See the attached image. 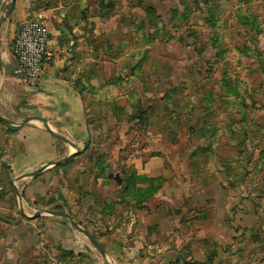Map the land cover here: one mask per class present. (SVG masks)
Returning a JSON list of instances; mask_svg holds the SVG:
<instances>
[{"label": "rangeland", "instance_id": "1", "mask_svg": "<svg viewBox=\"0 0 264 264\" xmlns=\"http://www.w3.org/2000/svg\"><path fill=\"white\" fill-rule=\"evenodd\" d=\"M128 2L135 22L118 18L115 33L95 39L93 52L78 54L66 69L86 107L88 144L34 178L29 197L23 183L1 180L0 194H9L10 212L0 217V232L17 218L38 229L44 217L69 223L48 214L29 219L21 213V200L27 215L43 209L70 213L108 245L115 243L118 227L128 222L125 213L135 208L189 210L191 215L196 204L206 208L195 193L214 177L218 192L222 185V193L254 195L255 224L248 228L235 223L232 244L222 246L219 257L213 252L203 262L189 257L170 264H264V0ZM115 15L126 16L121 9ZM165 163L170 175H180L185 184L169 202L161 198L168 195L163 184L159 189ZM148 175L156 176L149 188L143 184L148 182L141 184ZM130 181H140L130 187L140 196H127ZM137 198H146L150 205L138 206ZM206 209L211 216L214 206ZM106 220L112 223L110 232L105 231ZM201 224L193 218L184 229L196 235ZM43 233L40 247L32 245L36 234L24 233L21 264H113L110 257L109 263L103 260L87 237L85 251L96 253L89 260L73 256L58 242L50 247ZM213 239L207 251L214 249ZM187 248L189 256L192 249Z\"/></svg>", "mask_w": 264, "mask_h": 264}, {"label": "crops", "instance_id": "2", "mask_svg": "<svg viewBox=\"0 0 264 264\" xmlns=\"http://www.w3.org/2000/svg\"><path fill=\"white\" fill-rule=\"evenodd\" d=\"M126 1L121 4L113 0L15 1L13 10L0 29V115L13 122L6 124L0 121V182L2 180L6 184L8 179L18 180L26 185V197H29L33 194L32 186L37 176L19 177L75 151L70 144L55 139L41 121L32 120L21 124L28 117L45 119L56 134L69 139L80 151L86 147L90 139L86 107L80 92L70 83L66 69L78 54L85 52L87 55L89 50L91 52L95 48V39L115 33L118 18L119 21L122 17L129 23L135 22L131 19V3ZM108 2H112L114 6L109 7ZM11 3L12 0H1L0 23ZM120 9L127 17L115 15ZM28 18L45 21L50 32L49 49L54 56L45 66L38 88L27 85L12 54V44L18 29ZM118 25L117 22V27ZM160 174L164 179L162 190L164 189L165 194H170L169 197L164 195L161 198L169 202L180 188L184 189L185 184L180 175H170V167L166 163ZM216 184L218 182L214 179L207 188L195 193L200 196V201L208 204L207 207L214 206L211 216L207 207L201 209L197 204L192 206L198 207L193 211L194 215L189 210L180 213L167 210V213H160L156 209L149 211L146 208L126 212L125 214H129L128 222L122 223L119 229L116 228L118 232L115 243L110 241V245H107L100 240L107 254L106 260H103L109 263L110 257L113 264H170L182 261V255L190 246L192 253L187 258L193 257L203 262L206 253L211 254L207 247H210L213 237L215 244L212 251L218 257L222 255L219 249L232 244L235 223L248 228L255 224L258 203L254 200V195H234L232 191L222 193V185L218 192ZM2 188L0 185V189ZM156 196L161 195L159 193ZM8 201L9 194H0V217L10 212ZM143 205L150 204L147 201ZM193 218L202 223L196 230V235L191 231L187 233L184 229ZM43 220V228L38 229L35 224L30 226L17 218L4 233L0 232V264H21V257L26 252L24 233L28 234L30 231L32 237L37 235L36 241L32 239V245L36 244V247H40V233L45 232L46 234L41 235L45 234L51 240L47 242L49 246L54 241L78 258L83 256L89 260L96 257L91 248L90 252L85 251L89 246L88 239L70 223L47 217ZM103 224L108 227L105 231L110 232L111 221L106 220ZM142 248L147 251L149 249V255L145 251L142 254Z\"/></svg>", "mask_w": 264, "mask_h": 264}, {"label": "built area", "instance_id": "3", "mask_svg": "<svg viewBox=\"0 0 264 264\" xmlns=\"http://www.w3.org/2000/svg\"><path fill=\"white\" fill-rule=\"evenodd\" d=\"M49 45L50 32L43 19L28 18L21 23L12 44V54L17 61L20 74L24 76L30 88H38L45 66L53 60Z\"/></svg>", "mask_w": 264, "mask_h": 264}, {"label": "water", "instance_id": "4", "mask_svg": "<svg viewBox=\"0 0 264 264\" xmlns=\"http://www.w3.org/2000/svg\"><path fill=\"white\" fill-rule=\"evenodd\" d=\"M15 1L16 0H12V3L7 7V12L4 16V18L2 19L1 23H0V29L2 27V24L6 21V19L9 17L11 11L13 10V7H14V4H15ZM0 68H1V60H0ZM32 120H38V121H41L44 126L46 127V129L49 131V133L57 140H60V141H63L65 143H68L70 144L72 147L75 148V151L69 153L67 156L59 159V160H56V161H53L47 165H44L43 167L37 169L36 171L32 172V173H28L27 175H24V176H21L19 177V179L25 177V176H39L43 171H45L46 169H48L50 166H57V165H60V164H63L65 162H67L69 159H71L72 157H74L78 152H80V150L78 149V147L72 143L69 139L61 136V135H58L56 134L49 126L48 124L46 123L45 119L41 118V117H28L26 118L24 121H22L21 124H26ZM0 121H2L3 123H6V124H13L12 121L2 117L0 115ZM122 180H119V183H121ZM15 191L17 193V195H19V192L17 190V188L15 187ZM20 209H21V213L29 218V219H35L41 215H45V214H48V215H54V216H60V217H63L65 219H67L69 221V223L71 224L72 227H74L76 230L80 231L81 233H83L88 239L89 241L92 243V245L95 247V249L100 253L101 257L106 260V250L104 249V247L101 245V243L96 239V237L93 235V233H91L87 228L83 227L80 223H78L74 218L73 216L68 213V212H63V211H56V210H48V209H43V210H38L36 211L33 215H27L23 208H22V205H21V200H20ZM111 264V263H109Z\"/></svg>", "mask_w": 264, "mask_h": 264}, {"label": "trees", "instance_id": "5", "mask_svg": "<svg viewBox=\"0 0 264 264\" xmlns=\"http://www.w3.org/2000/svg\"><path fill=\"white\" fill-rule=\"evenodd\" d=\"M108 6H109V7H112V6H114V5H113V3L111 2V3H108ZM147 18H148V20L150 21V18H151V17L149 16V14H148V17H147ZM149 21H148V22H149ZM150 23H151V21H150ZM150 23H149V27H151V24H150ZM158 25H160V24H158ZM148 36H149V37H148L147 39H151V40H152L153 37H151L150 34H149ZM78 153H79V152H78ZM78 153H77V154H78ZM213 176H214V175H213ZM146 178H147V179H146ZM146 178H145L144 176H142V179L147 180V181H142L141 184H142L143 182H148V183H143V184H147V187L149 188V187L152 186V183H154L155 179H154V178H151V177H146ZM213 178H214V177H213ZM213 178L211 179V181L209 180L208 183H209V182H212V181L214 180ZM131 180H132V179H131ZM160 180H161L162 182H161V184H160V186H159V189H160V187L162 186V184H163V182H164V179H163L162 177L160 178ZM139 182H140V181H139ZM139 182H138V181H135V182H134V181H130V182H128L129 185L127 184V186H126V187L128 188V190L125 191V192H127V196L129 195L130 198H133V196L136 195V193H137V196H138V195L140 196V193H138V192H136V193H134V192L131 193V192H130L131 184H134L133 187H135V186H138V183H139ZM125 183H127V181H125ZM126 187H125V188H126ZM147 187H146V188H147ZM136 188H137V187H136ZM148 188H147V189H148ZM143 191H144V190H143ZM146 200H147L146 198H143L142 201H141V200L138 201V198H137V201L139 202V204L137 203L138 206L143 205L144 202H146ZM137 204H136V205H137ZM73 218H74V217H73ZM78 223H79V222H78ZM213 252H214V251L211 252V254L209 255V257H210L212 254H214ZM71 254L74 256L73 253H71ZM187 256H188V255L185 253L184 255H182V258H183V259H186ZM178 261H179V260H178Z\"/></svg>", "mask_w": 264, "mask_h": 264}]
</instances>
